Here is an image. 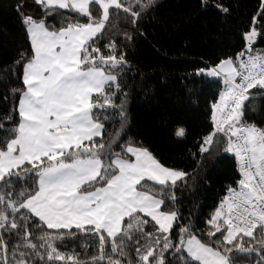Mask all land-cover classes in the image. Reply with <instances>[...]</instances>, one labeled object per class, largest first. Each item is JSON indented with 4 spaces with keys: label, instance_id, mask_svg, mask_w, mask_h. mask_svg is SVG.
<instances>
[{
    "label": "snow or ice",
    "instance_id": "snow-or-ice-1",
    "mask_svg": "<svg viewBox=\"0 0 264 264\" xmlns=\"http://www.w3.org/2000/svg\"><path fill=\"white\" fill-rule=\"evenodd\" d=\"M156 6L17 0L30 46L0 69V264H264V120L248 115L264 100V0L239 21L230 53L186 73L217 86L190 155L232 153L239 172L203 221L181 209L190 172L132 134L129 50ZM196 7L233 14L227 0Z\"/></svg>",
    "mask_w": 264,
    "mask_h": 264
},
{
    "label": "trees",
    "instance_id": "trees-1",
    "mask_svg": "<svg viewBox=\"0 0 264 264\" xmlns=\"http://www.w3.org/2000/svg\"><path fill=\"white\" fill-rule=\"evenodd\" d=\"M16 2L0 0V69L11 65L17 53L30 46L16 15ZM227 2L233 5V14L225 21L214 12L198 10L196 0H157L155 11L142 21L147 38L139 39L128 56L132 64L126 74L132 134L166 165L190 172L181 209L185 215L191 210L199 221L208 218L227 187H235L239 179L232 153L205 154L199 164V157L190 155L196 151L197 138L209 129L208 108L217 86L186 73L201 57L215 60L232 51L239 21L251 11L254 0ZM5 88L0 84V95ZM253 104L257 110L248 115L260 125L264 100L256 99ZM177 124L188 128L186 140L172 135ZM73 247L81 251L79 242L69 245L68 250ZM246 259L242 257L240 264Z\"/></svg>",
    "mask_w": 264,
    "mask_h": 264
},
{
    "label": "built area",
    "instance_id": "built-area-1",
    "mask_svg": "<svg viewBox=\"0 0 264 264\" xmlns=\"http://www.w3.org/2000/svg\"><path fill=\"white\" fill-rule=\"evenodd\" d=\"M233 156H234V154H233ZM234 158H235V156H234ZM236 160V159H235ZM226 195H227V193H226Z\"/></svg>",
    "mask_w": 264,
    "mask_h": 264
}]
</instances>
